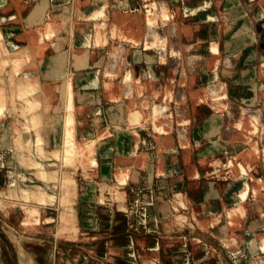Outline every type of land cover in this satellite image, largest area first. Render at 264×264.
Returning <instances> with one entry per match:
<instances>
[{"label": "bare ground", "instance_id": "6f19581e", "mask_svg": "<svg viewBox=\"0 0 264 264\" xmlns=\"http://www.w3.org/2000/svg\"><path fill=\"white\" fill-rule=\"evenodd\" d=\"M66 1L67 0H51L50 2V15L52 16H50L49 19L46 17L48 20L43 23L42 32L41 30L39 31V37L37 36L39 39L37 40L40 42L43 39V44L39 45L41 49L34 54L37 58L43 59L42 62L51 61V59L54 58V52L59 51L58 47L60 46L56 43V40L61 37L63 26L68 22V15L70 13L69 10L66 9ZM147 1L148 5L145 10H140L137 8L139 3L137 4L136 0H112L111 2H113V4L121 6L122 9L116 11L117 13H109V15L103 16L106 20L103 24L96 25L94 23L95 28L91 30L92 36L89 49L84 48L81 49V51H78L75 47L72 49V58L70 61L72 69L69 71L70 76L65 82H68L67 85L70 83L69 87H71L72 81L76 80L74 83L79 81L77 84L82 81L81 85L84 91H75L76 93H73L78 97V106L76 103L77 108L74 107V109H72V101L71 104H69L70 102L68 103L67 100L65 108L68 114L65 116L62 115V118H60L59 113H57L58 110L53 108L55 107V103L52 104L49 102L44 104L49 106V108H47V106H39L37 94L22 98L25 96V92H21V88L24 84L29 86V90L31 89V91L41 89L42 91L39 94H42L44 99L45 97H51V93H43V86L47 87L50 84L44 79L42 80L43 83L38 81L36 77L37 73L35 69L32 68L33 65L28 61L29 59L31 60V58L33 59V53L22 45L24 39L17 36L5 44H0V67L2 69V66H8L5 70L7 77L6 86L10 91L8 94L11 99L15 96H17L16 99L19 97L22 98H20V102L18 101L19 106H21L20 110L17 109L19 108L17 106L14 108L8 107L5 103L8 97L5 98L3 96V92H1L3 88L0 87V125L6 120L4 118V112L2 113L4 106H7L8 117L13 127L14 125L12 122L15 121L16 114L18 113L21 114L22 120L24 121L23 123L26 124L23 125L21 123L22 121H19L22 125H20V128L22 129H19V126L16 127V130L18 128L17 134H14L11 138L12 140H10L12 150L15 151H13L15 159L19 162V166L8 172L11 175L10 183L19 186V191L23 197L29 193V196L33 195L34 198L36 196L35 199L37 200L41 197H52L56 184L60 183L63 190V197L62 199L59 198V201H61L59 203L62 207L61 217L63 219L68 218L75 212L73 206L68 208L65 207V205L72 203L76 195H80L82 198L79 201L82 210L94 204V200L102 202L103 198L101 194L104 191H107L109 194L107 197L109 204H116L118 208L121 207L123 191L121 188L114 187L113 185L117 180L114 182L100 181L98 183L99 197L96 198L94 194L89 192L85 187L86 185L77 183V181L74 180L75 177L73 178L71 169H67L66 171L60 170L63 173V175H61L59 169L52 166L54 165L52 160L48 161L46 164L48 167L42 165L40 169L39 166L34 163L32 165L31 162H29L30 164L24 162L22 151L20 152L22 136L24 133L26 134V132H29L30 126L28 123H31V128H33L34 125L36 126V123H43L46 124L48 128L44 133V137H46L45 139L47 140L46 149L50 152L49 156L52 155L53 157H51L54 158V155L60 154L63 158L67 159V155L70 154L72 150L77 151L79 155L78 167H81V174L83 177L93 176L94 168L97 165V160L93 151L97 153V145L104 144L103 136L106 134H103L106 132V128L98 126L100 121L97 119L93 121L91 127H89V125H84L79 128L74 125L80 120L81 114H95L96 107H94L95 102L92 97L93 91L89 88L100 85L98 82L102 80L105 84V81L108 80L107 77L110 76V83L113 85L119 83L121 94H123L122 97L126 96L129 101L123 102L120 93H110L106 98H112L108 101L115 103V105H111L106 109L115 111L116 109L123 108V105H125L126 109H130L134 106L135 109L137 108L135 111L139 110L141 114L138 117L134 115L133 119L136 118L134 120H137V122L140 120H143L145 123L151 122L150 124L153 125L151 126V131L154 129L155 136L179 140L182 144L181 153L185 154L184 152H187L183 159L186 163V169L189 175H196L195 165L189 162L188 159L189 143L191 140L195 141L196 145H198L195 149L198 154V163L200 162L202 164L201 170L207 179L211 177L213 172L219 170V168L223 166L229 168V172L225 175V180L217 182L218 190L213 193L211 189L208 190L209 194L206 195L205 200L202 198V194L207 193L206 190L203 193L201 191L200 196L195 192L192 193V203L194 205L199 204V206L193 207L194 215L198 218H203L206 217V213H208V218L211 219L212 224L215 226L218 224L220 216L224 215L227 234L233 231L235 236L241 237L239 250L245 251L254 247L256 236L259 242L264 244V236H262L263 231H261V233L259 231L254 233L251 226V223L257 226L259 223L264 224V221L261 222L264 215V172L262 176H256L251 172L255 170L256 164H260L264 170V31L263 29L259 30L260 38L263 42L257 50V55L256 53L253 54L250 51H246V45L249 44L250 47H253L254 44L248 41L245 44L242 43L245 42V38L249 35L251 37L252 35L254 36V34L257 33L255 32L256 29L252 22H248L247 19H244V17L247 16L245 10L238 12L239 9L243 7L240 6L243 3H240L238 0H227L226 7L224 6V8L227 9L224 14L228 19L226 26L222 27V25H220L221 23L213 21L209 23L206 40L199 36L192 40V32L188 29L190 25L187 24V21L192 20L195 14H190V12L193 11L194 8L203 5L206 0ZM244 1L248 3L258 1L263 5L261 7L264 8V0ZM3 2V0H0V5ZM38 2L39 0L30 2V9L36 6ZM182 4L183 6L179 9ZM128 7L136 8V10L131 11ZM13 17L14 13L12 12L8 14L5 13L1 16L4 20H6L5 18L11 19ZM40 19L34 17L32 21L37 22ZM248 27L249 29L245 30ZM262 28H264V21ZM18 31L17 28L12 26V28L4 32L3 36L9 37L13 34L17 35ZM220 33H222L221 36L224 40L222 50L219 48L218 44ZM139 35H143L140 40L143 41L147 48H150L149 54L146 57L149 65L144 66L146 69L139 62L140 56L137 51L135 50L134 57H131L126 49V42L136 43L140 38ZM144 44L142 46H144ZM49 48L53 49V53L49 52L45 55L46 49ZM101 48H105L106 50L105 59L103 61L104 66L96 67L92 62L98 59ZM239 49L244 54L241 55L242 60H238L237 63L246 61L247 66L245 68L233 66V58L237 55L236 51ZM89 54L92 56L91 59L87 57ZM132 58L134 60H131ZM58 64L59 63H57V65ZM108 66H117L119 67V71H112L108 69ZM60 68H55L49 72L50 79H54L55 76L62 74V69ZM121 68L124 70L120 71ZM146 71H148L147 76L144 75ZM90 73L91 77L89 76L88 79L87 76ZM211 74L215 76L213 80L209 78ZM99 75H101V80L98 78ZM160 76L163 77V83L159 80ZM116 77H119V79ZM87 79L88 81L91 80V82H84ZM93 80H95V82ZM144 80H149V82L144 83ZM203 80H206V82L204 81L205 84L201 83ZM144 84H146V86L147 84L150 85L149 90L152 93L153 99H158L157 102L149 100L148 98H143L140 102L134 100L132 96L134 86L137 85L136 89L140 92ZM244 84L256 87V90L259 91V95L256 93L252 95L247 92L248 89H246V87L248 86L243 87L242 85ZM70 97L69 99L71 100ZM169 99L174 101V105L168 102ZM254 99L257 103H252ZM12 103L15 104L14 101H12ZM189 104L192 105L191 110ZM38 106L41 108H37ZM210 106L213 108L216 115L210 114ZM41 111L44 112V115L40 114ZM134 113L130 111V115ZM205 115L206 125L199 124L200 117L203 122V117ZM211 119L212 123L210 127L208 124L210 125ZM82 122L86 123V117ZM192 122L196 125L193 129L194 131H192ZM39 124L37 126H39ZM33 132H35L34 135L37 134L36 130H33ZM204 132L209 139L208 142H206V139L202 140ZM134 133L135 132H133V134ZM2 134H5L3 129ZM39 135L40 134H37L34 136L35 138H33V140H36L37 146L39 144L38 140H40ZM59 135L61 137L60 144L58 143ZM107 137L108 136H105L106 139ZM218 137H220L225 144L228 152L225 155L222 154L220 148L214 144L215 139ZM105 138L104 142L106 140ZM2 141L5 142L6 140L3 138ZM259 142H261L262 145H259ZM232 144L241 145H238V149L236 146H233L234 148L236 147L234 150L230 149ZM137 145H139V143L136 144L135 142V148ZM35 146L34 148L37 152L38 147ZM22 149H24V145L21 150ZM165 149H167L166 145ZM175 150L171 151L174 152ZM30 151L32 150H29V152ZM177 151L179 150L175 152ZM33 152H35V150ZM122 152L120 154H122ZM136 155L139 157V160H141L148 155V152L138 150ZM170 158L171 157L168 156L164 161L165 165L170 164ZM71 162L69 164L72 165ZM28 164L29 166H27ZM69 164L67 162V165ZM27 167L38 168V170L34 169L35 175H32ZM121 176H117L118 181ZM124 177L126 178V176ZM26 180L30 182L25 183ZM119 184L121 183L119 182ZM198 184L195 178L189 181V185L194 188H198L196 186ZM36 187L40 188L36 189ZM210 195L211 197H209ZM41 202L42 200L40 203ZM36 208H30L31 213L34 214ZM176 218L178 219V216H176ZM46 221H48V218L45 219V222ZM248 221L250 222L247 224ZM222 239L224 240V238ZM139 254L142 262L146 264H152L156 259V255L149 250H141ZM76 256L77 254L75 253L69 255L67 264H78Z\"/></svg>", "mask_w": 264, "mask_h": 264}, {"label": "rangeland", "instance_id": "374dc122", "mask_svg": "<svg viewBox=\"0 0 264 264\" xmlns=\"http://www.w3.org/2000/svg\"><path fill=\"white\" fill-rule=\"evenodd\" d=\"M111 1L112 0H67V7H65L70 13L68 15V22L63 26L61 37L56 40V43L60 46L58 47L59 51L54 52V58L51 59V61L42 62L43 59L37 58L34 54L41 49V46L39 47V45L43 44V39L40 42L37 40L39 39L37 38V36L39 37V31L41 30L42 32L44 26L43 23L52 16L50 15L51 0H39L37 5L35 4L36 6L31 8V13L35 9L38 11L41 8H44L46 11H44L41 19L40 17H36L40 19V21L35 23L34 29L32 28L33 26L31 28H29L30 26H26L27 29L24 28L25 24L24 22H21L22 19H26L28 15V11H26V0H4L0 5V18L1 13L4 14L9 10L14 11L15 15L11 19L8 18L6 22L0 21V44H5L17 36L22 37V39H24L22 45L33 53V59L31 58V60L29 59L28 61L33 65L32 68L35 69L36 73H38L36 75L38 81L43 83L42 80L45 78L50 84L47 87L43 86V93H51L50 98L45 97L44 99L43 95L39 94L42 91L41 89L31 91V89L29 90V86L25 84L21 88V92H25V96L22 98L37 94L39 106H47L44 104L49 102L52 104L55 103V107L53 108L58 110L57 113H59L60 118H62V115L65 116L68 114V111L65 108L67 100L68 103L70 102L69 104H71L72 101V109H74V107L77 108L78 97L73 93H76L75 91H80L79 88H82L81 92L84 91V88L81 85L82 81L78 84L77 82L79 81L76 83H74L76 80L72 81L71 87H69L70 83L67 85L68 82H65L70 76L69 71L72 69L70 63L72 49L74 47L78 49V51H81V49L84 48L89 49L92 36L91 30L95 28V24H103L106 22L104 19L106 15L122 9L121 6L115 5ZM142 1L143 0H136L137 4L139 3L137 8L145 10L148 1ZM226 1L227 0H206L203 5L194 8L193 11L190 12V14H195L192 20L187 21V24L190 25L188 29L192 32V40L196 39L198 36L206 40L209 23L213 21L221 23L220 25H222V27L226 26L228 23V19L226 15H224L227 10L224 8ZM238 1L243 3L240 5L243 7L240 8L238 12H242L243 10L246 11L247 16H245L244 19H247L248 22H252L256 29L255 32H257L254 36L252 35L251 37L249 35L245 38V42L242 44H245L247 41L254 44L253 47H250L249 44L246 45L245 50L250 51L253 54L256 53L257 55V50L263 42L260 38L259 31L261 29L264 31V28H262L264 21V8L261 7L263 5L258 1H254L253 3H248L244 0ZM182 6L183 4L180 5L179 9H181ZM21 8L23 10L22 13L18 12ZM128 8L131 11L136 10V8L133 7ZM92 10H95V13L98 14L94 15L92 20H85L86 18L84 17L83 19L79 18L78 15L84 16L81 15V11L87 12ZM46 17L48 19H46ZM9 23L13 24L9 25ZM12 26L19 30L17 35L13 34L9 37L3 36L4 32L12 28ZM247 29H249V27L245 30ZM221 35L222 33H220V38H218V44L219 48L222 50L224 40ZM139 37L134 44L126 42V49L131 57H134L136 51L139 56L144 55V61L141 62L144 67L149 65L146 57L149 54L148 52L150 51V48H147L143 41L140 40L143 35H139ZM143 44L144 46H142ZM52 51L53 49L51 48L46 49L45 55ZM105 51V48H101L98 59L96 60L97 62L95 60L92 62L96 67L104 66L103 61L106 55ZM236 54L237 55L233 58V66L245 68L247 66L246 61L237 63L238 60H242L241 55L244 53L239 49L236 51ZM87 57L88 59L92 58L90 54L87 55ZM131 60L134 59L132 58ZM56 62L59 64L57 65ZM7 67V65L2 66V69L0 67V87L3 88V91L1 92H3L2 94L5 98L8 97L5 102L8 107L14 108L17 106L19 107L17 109L20 110L21 106H19V100L22 98L19 97L16 99L17 96H15L11 99L8 94L10 91L6 86L7 77L5 73ZM55 68L62 69V74L55 76L54 79H50L48 77V75H50L49 72ZM144 68L146 69V67ZM108 69L119 71V67L117 66H108ZM122 70L124 69L121 68L120 71ZM147 74L148 71H146L144 75ZM89 76L91 77V73L87 76L88 79ZM98 78L101 80V75H99ZM110 78V76L107 77L108 80L105 81V84L102 80L98 82L100 85L89 88L93 91L92 97L95 102L94 107H96L95 114H81L80 120L74 125L79 128L84 125H89V127H91L93 121L97 119L100 121L98 126L106 128V132L103 135L106 134L105 136H108V140L103 136L104 144L97 145V153L93 151L97 160L93 176L83 177L81 174V167H78L79 155L77 151L72 150L73 153L70 152V154H68L69 157L68 155L66 157L67 159L63 158L60 154L54 155V158H52V155V157L49 156L50 152L46 149L47 140L45 139L46 137H44V133L48 128L47 125L43 123H36V126L33 124L35 128H31V123H28L30 126L29 132H26V134L24 133L22 136L20 152L22 151L24 162H31L32 165L34 163L39 166V168H42V165H45L46 167L48 161L52 160L54 164L52 166L58 168L59 171L71 169L73 178L75 177L74 180H76L77 183L86 185L85 187L89 192L93 193L96 198L99 197L98 183L100 181H118L117 176L122 175L120 180L115 182L116 185L113 184L114 187L121 188L123 191V201L119 208L116 204H109V201H107V197L109 196L107 191H104L101 194V197L103 198L102 202L94 200V204L89 205L92 207L88 206L85 210H82V206L79 202L82 198L80 195H76L77 198L75 197L72 203L65 205V207L68 208L73 206L75 212L68 218L63 219L61 217L62 207L59 203L61 202L59 201V198L62 199L63 197V190L60 183L56 184L53 195L50 198L41 197L37 200L35 199L36 196L35 198L33 195L29 196V193L23 197L19 191V186L10 183L11 175L8 172L19 166V162L15 159L13 153L14 150H12L10 145V140H12L11 138L14 134H17L18 128L22 129L20 128L22 126L21 123L23 125L25 123H23L24 121L22 120L21 114L18 113L16 114L17 120L15 119V121L12 122L14 128L8 117L7 106H4V109H2V113L4 112L3 114L6 120L0 125V264H67L69 255L74 253L77 254L76 257L78 264H146L141 260L139 254V251L141 250H149L156 255V259L152 264H264V244L259 242L256 235L255 246L251 249L242 251L239 250L241 237L235 236L233 231L227 234L224 215L220 216L219 222L216 226L213 225L211 219L208 218V213H206V217L203 218H198L194 215L193 207H197L199 204L194 205L192 203V193L195 192L200 196L201 191L203 193L206 190L207 193L202 194V198L205 200L206 195L209 194L208 190L211 189L212 192L218 190L217 182L225 180V175L229 172V168L223 166L222 168H219V170L213 172L211 177H208L207 179L201 170L202 164L200 162L198 163V154L195 150L198 145H196L195 141L191 140L189 143L188 159L189 162L195 165L197 176L189 175L188 170L186 169V163L183 159L187 152H184L185 154L181 153L182 144L179 140H174L173 138L168 137L159 138L155 136L154 127L152 128L153 131H151V126H153L150 124L151 122L145 123L142 120L143 125L140 126V121L137 122V120H134L136 118L133 119V116L135 115L138 117L141 112H139V110L135 111L137 108L135 109L134 106L130 109H126L125 105H123V108L116 109L115 111H109L106 109L111 105H115V103L108 101L112 98H106V96L113 92L121 94L119 83H117V85L111 84V81H109L111 80ZM214 78L215 76H211L210 79L213 80ZM88 79L84 82L90 83L91 80L88 81ZM93 81L95 82V80ZM204 81L206 82V80H203L201 83L205 84ZM148 82L149 80H146L144 83ZM136 86L137 85L133 88L135 91H132V96L134 97V100L138 102L140 101V98H144V96L147 97V94L149 95L150 92L148 89L150 88V85L147 84L146 86V84H144L140 92L137 91ZM242 86L249 87L250 85L244 84ZM251 86V89L250 87H246V89H248L247 92L252 95H255V93L259 95V91L256 90V87L253 85ZM126 89L130 90L129 88ZM122 96L123 94H121V100H123V102L129 101L126 96ZM12 101H14L15 104H13ZM168 102L174 105L172 99H169ZM255 102L257 103L254 99L252 103ZM39 106L37 108L40 109L41 107ZM47 108H49V106H47ZM189 108L190 110L192 109L191 104H189ZM210 108V114L216 115L213 108L211 106ZM130 111L135 113L130 115ZM40 114L44 115V112L41 111ZM85 117L86 123L82 122ZM19 121L22 122L19 123ZM125 123L127 125H124ZM211 123L212 119L208 126L211 127ZM38 124L39 126H37ZM199 124L206 125V115L203 117V122L200 117ZM191 126L192 131H194L193 129L196 125L192 122ZM16 127H18L17 130ZM2 129L5 134H2ZM33 130H36V133L40 134L38 146L36 140H33V138H35L34 136L37 135H34L35 132H33ZM133 132H135V135ZM118 136L119 138H122L119 139ZM129 137L131 139L130 141H133L134 143L132 146L129 144L131 143L128 141ZM203 137V139H206L205 132L203 133ZM3 138L6 140L5 142L2 141ZM104 138L106 139V143L104 142ZM60 140L61 137L59 135L58 143ZM120 141L124 142L121 143ZM135 142L136 144L139 143L136 148ZM141 142L143 144H140ZM23 145L24 149L21 150ZM35 145L38 147L37 152L34 148ZM165 145L168 150L165 149ZM238 145L241 144H232L230 149L235 150L236 147L238 149ZM233 146L236 147L234 148ZM33 148L36 153L33 152ZM129 148L133 149L129 150ZM175 149L179 151L175 152ZM29 150L32 151L29 152ZM138 150H144L145 152H148V155L139 160V157L136 155ZM171 150L175 151L173 152ZM121 152L122 154L127 152L130 154L122 155L120 154ZM168 156L171 157L170 160L172 162L170 161L169 165H165L164 161ZM65 161H67L68 164L72 161V165H67V162ZM29 164L27 166H29ZM27 168L32 175H35L34 171L36 169L38 170V168L34 167ZM61 171L59 173L63 175ZM251 172L256 176H262L264 170L260 164H256L255 170ZM124 176H126V178ZM192 177L198 181L199 184L196 185L198 188L189 185V181L194 179ZM27 180L25 183L30 182ZM119 182L121 184H119ZM39 188L40 187H36V189ZM41 200L42 202L40 203ZM30 208H36V212L34 214L31 213ZM176 216H178L179 220ZM46 218H48V221L45 222ZM262 221H264V215L261 222ZM251 226L255 227L253 229L254 233L256 231H259L260 233L263 231L262 236H264V224L259 223L257 226L256 224L251 223ZM199 227L203 228L200 229ZM222 238H224V240Z\"/></svg>", "mask_w": 264, "mask_h": 264}, {"label": "crops", "instance_id": "0c3cea01", "mask_svg": "<svg viewBox=\"0 0 264 264\" xmlns=\"http://www.w3.org/2000/svg\"><path fill=\"white\" fill-rule=\"evenodd\" d=\"M4 1V0H3ZM110 1V0H109ZM26 2H27V11H28V15H27V17H26V19H22V21L21 22H24V24H25V27L24 28H26V26H30L29 28H31L32 26V28L34 29V25H35V23H37V22H35V21H31L30 22V20H31V17H32V19L34 18V17H41L42 18V15L44 14V11H45V9L44 8H41L40 10H38L37 11V9H35L34 11H32V13H31V9H30V2H33V0H26ZM24 7V6H23ZM121 10V9H120ZM7 11V10H6ZM10 11V10H9ZM9 11H7L6 13L8 14V12ZM10 12H13L14 13V15H15V12L14 11H10ZM18 12H20V13H22L23 12V10H22V8L21 9H19V11ZM96 11L94 10H92V11H87V12H83V11H81V15H84V16H80V15H78L79 16V18L80 19H83V17L84 18H86L85 20H92L93 19V17H94V15H98L97 13H95ZM5 14V13H4ZM3 14L1 13V16H2ZM36 15H38V16H36ZM30 18V19H29ZM6 20H8V18H5ZM10 19V18H9ZM6 20H2L1 18H0V21H2V22H6ZM40 21V20H39ZM10 24H13V23H9V25ZM32 24V25H31ZM34 24V25H33ZM144 61V55H140V58H139V62L141 63V62H143ZM49 70V69H48ZM38 74V73H37ZM47 76V75H46ZM147 76V75H146ZM211 76L213 77L214 75L213 74H211L210 75V78H211ZM48 77L50 78V76L48 75ZM147 78V77H146ZM117 79H119V77L117 78ZM44 80H47V79H45L44 78ZM159 80L161 81V83H162V81H163V78L162 77H160L159 78ZM144 82H146V80H144ZM79 90L81 91L82 90V88H79ZM149 90V89H148ZM149 92H150V90H149ZM148 96H150V97H148ZM146 96H144V98H145ZM147 97L149 98V100H154L155 102H157V98H155V99H153V96H152V93L150 92L149 93V95L147 94ZM146 97V98H147ZM143 98H140L139 100L141 101ZM140 101H138V102H140ZM263 114H264V110H263ZM139 124L142 126L143 125V121L142 120H140V122H139ZM124 125H127L126 123L124 124ZM130 138V137H129ZM204 137L202 136V140H205V139H203ZM131 139H129V141H130ZM140 141H142V140H140ZM209 141V139L207 138V136H206V142H208ZM131 143H129V144H133L134 145V143H133V141H130ZM146 143H147V140H146ZM140 144H143L142 142L140 143ZM214 144L215 145H217L219 148H220V150H221V152H222V154H227L228 152H227V150H226V147H225V144H224V142H223V140L219 137V138H217V139H215V141H214ZM144 145H145V143H144ZM259 145H262V143L261 142H259ZM132 146V145H131ZM224 148H225V150H224ZM130 149V148H129ZM130 150H132V149H130ZM223 150H224V152H223ZM126 154H128V152L126 153ZM125 155V154H124ZM213 193V192H212ZM209 197H211V195L209 196ZM250 221H248L247 222V224L249 223ZM252 228L254 229L255 227H253L252 226Z\"/></svg>", "mask_w": 264, "mask_h": 264}]
</instances>
